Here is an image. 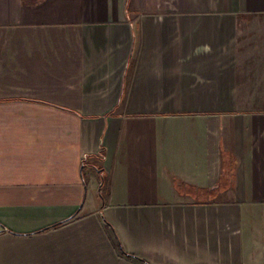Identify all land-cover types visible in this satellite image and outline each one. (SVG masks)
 Instances as JSON below:
<instances>
[{"label":"crops","instance_id":"obj_1","mask_svg":"<svg viewBox=\"0 0 264 264\" xmlns=\"http://www.w3.org/2000/svg\"><path fill=\"white\" fill-rule=\"evenodd\" d=\"M0 264H264V0H0Z\"/></svg>","mask_w":264,"mask_h":264}]
</instances>
